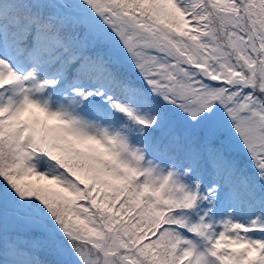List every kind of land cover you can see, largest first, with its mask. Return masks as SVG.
Masks as SVG:
<instances>
[{"label":"snow or ice","instance_id":"snow-or-ice-1","mask_svg":"<svg viewBox=\"0 0 264 264\" xmlns=\"http://www.w3.org/2000/svg\"><path fill=\"white\" fill-rule=\"evenodd\" d=\"M0 264H264V0H0Z\"/></svg>","mask_w":264,"mask_h":264}]
</instances>
